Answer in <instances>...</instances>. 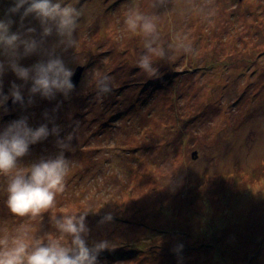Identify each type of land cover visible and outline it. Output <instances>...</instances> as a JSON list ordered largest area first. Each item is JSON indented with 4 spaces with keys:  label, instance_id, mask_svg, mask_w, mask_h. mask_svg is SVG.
<instances>
[{
    "label": "rangeland",
    "instance_id": "obj_1",
    "mask_svg": "<svg viewBox=\"0 0 264 264\" xmlns=\"http://www.w3.org/2000/svg\"><path fill=\"white\" fill-rule=\"evenodd\" d=\"M64 4L81 13L77 46L61 43L54 28L44 36L29 17L22 31L37 50L19 64L51 56L74 74L83 70L67 97H30L29 82L22 104L9 98V111L0 109V125L26 117L30 128L49 133L11 173L0 174V239L11 246L23 236L29 253L38 244L71 246L57 221L87 212L82 238L90 247L109 245L99 264H264V0ZM137 16L131 29L126 21ZM144 22L153 30L143 31ZM145 56L156 75L138 67ZM0 63L7 95L13 82H23L7 57L0 55ZM103 76L112 91L100 97L95 85ZM61 152L70 170L53 206L37 216L13 215V176ZM130 249L129 258L107 255Z\"/></svg>",
    "mask_w": 264,
    "mask_h": 264
},
{
    "label": "clouds",
    "instance_id": "obj_2",
    "mask_svg": "<svg viewBox=\"0 0 264 264\" xmlns=\"http://www.w3.org/2000/svg\"><path fill=\"white\" fill-rule=\"evenodd\" d=\"M80 12L71 5L64 4L62 0H10L8 6L0 15V55L7 57L8 66L12 73L23 83H12L7 95L3 93V63H0V109L5 113L9 110L5 107L9 98L13 104L23 103L21 89L29 84L30 97L39 93L44 98L52 99L56 93H62L65 97L73 91L76 85L72 82L73 71L68 68L62 59L50 58L38 61L31 67H23L19 60L27 57L37 50L36 41L24 38L25 21L32 17L43 28V35L52 34L53 28L57 35L63 37L61 43L75 48L77 40L74 32L77 28V20ZM141 18L129 17L126 21L131 29H136L137 21ZM145 32L153 30L150 22L140 25ZM13 28L16 30L13 31ZM35 32L34 28H27L26 33ZM21 49L23 51L21 52ZM138 67L148 76L156 75V69L148 56L138 61ZM97 95L100 97L111 93V78L103 76L96 82ZM31 102V101H30ZM0 174H9L16 168L18 158L25 156L29 146L48 136L46 126L35 130L27 124V118L13 120L5 125H0ZM75 125L73 133L68 140L75 137ZM59 129L54 128L53 133ZM62 148L68 145L60 142ZM70 150V149H69ZM70 170V161L63 152L54 159L41 160L33 164L26 173H16L7 187V207L13 215L24 217L26 215L37 216L41 212L51 208L56 195L64 191L65 178ZM87 212L76 215H65L57 221V228L62 234L72 237L71 246H63L59 242H52L46 246L39 244L29 253V245L23 236H18L11 241L0 239V264H99L98 257L101 251L109 245L107 241H101L91 247L82 238L86 233L85 217ZM110 215V214H109ZM182 248V245H181Z\"/></svg>",
    "mask_w": 264,
    "mask_h": 264
},
{
    "label": "trees",
    "instance_id": "obj_3",
    "mask_svg": "<svg viewBox=\"0 0 264 264\" xmlns=\"http://www.w3.org/2000/svg\"><path fill=\"white\" fill-rule=\"evenodd\" d=\"M9 3H10V0H0V4H1V7H2L3 9H5L4 6L7 7ZM209 247H211V246H209ZM131 251H133V250L130 249V251L125 252V253H123L122 255H118L116 252H115V253H114V252H109V253H107V255L114 254V256L116 255V256H115L116 258L120 257L119 259H125V258H129V257L132 255V252H131ZM133 252H134V251H133ZM216 252H217V254H220V255H221L220 252H218V251H216ZM221 256H222V255H221ZM216 261L219 262L218 258H216Z\"/></svg>",
    "mask_w": 264,
    "mask_h": 264
},
{
    "label": "water",
    "instance_id": "obj_4",
    "mask_svg": "<svg viewBox=\"0 0 264 264\" xmlns=\"http://www.w3.org/2000/svg\"><path fill=\"white\" fill-rule=\"evenodd\" d=\"M83 68L82 67H77L76 70H75V74L74 76L72 77V82L76 85L78 79H79V76L82 72ZM12 103V101L10 102ZM18 103V102H17Z\"/></svg>",
    "mask_w": 264,
    "mask_h": 264
}]
</instances>
